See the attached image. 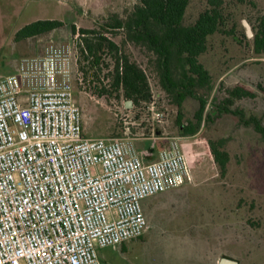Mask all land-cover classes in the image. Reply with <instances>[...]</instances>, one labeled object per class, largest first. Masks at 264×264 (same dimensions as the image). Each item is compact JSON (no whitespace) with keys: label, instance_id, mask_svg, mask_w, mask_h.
Masks as SVG:
<instances>
[{"label":"rangeland","instance_id":"obj_1","mask_svg":"<svg viewBox=\"0 0 264 264\" xmlns=\"http://www.w3.org/2000/svg\"><path fill=\"white\" fill-rule=\"evenodd\" d=\"M140 0H0V79L16 73L26 58L41 57L49 46L69 55L75 101L82 111L86 137L119 138L137 151L145 138L160 137L169 149L181 138L191 170L192 184L145 199L150 229L140 239L100 250L103 264H218L224 256L240 264H264V140L252 126L232 113L203 122L193 136L182 125L196 123L200 103L188 97L182 105L162 87L158 55L132 42L126 29L105 27L114 18L125 20ZM211 8L209 0H191L185 25L194 24ZM224 25L208 38L200 62L212 77L211 92L200 91L212 107L222 103L229 90L245 88L255 94L237 100L232 110H243L264 123V54L254 52V33L264 20V0H222ZM38 20H58L65 26L44 36L15 42V34ZM77 29L73 34L72 26ZM96 30L115 42L145 72L151 90L149 102L134 103L113 89L115 52L105 48L102 63L92 67L81 48V30ZM106 93H101L102 89ZM127 101L132 102L130 108ZM206 114V113H205ZM210 143L229 154L223 174ZM164 199V200H163ZM161 208L151 210V202Z\"/></svg>","mask_w":264,"mask_h":264},{"label":"built area","instance_id":"obj_2","mask_svg":"<svg viewBox=\"0 0 264 264\" xmlns=\"http://www.w3.org/2000/svg\"><path fill=\"white\" fill-rule=\"evenodd\" d=\"M68 59L51 45L0 79V264H103L148 230L143 200L191 180L181 138L146 162L132 142L86 137Z\"/></svg>","mask_w":264,"mask_h":264},{"label":"trees","instance_id":"obj_3","mask_svg":"<svg viewBox=\"0 0 264 264\" xmlns=\"http://www.w3.org/2000/svg\"><path fill=\"white\" fill-rule=\"evenodd\" d=\"M191 0H140L139 4L125 20L115 17L105 27L120 30L126 29L132 42L148 47L158 55V71L163 89L173 96L176 103L188 98H196L200 108L196 114V123L181 126L185 136L198 133L203 122L214 121L221 115L232 113L240 122L252 126L264 140V123L261 119L246 117L243 110H232L237 100L252 98L255 94L245 88L235 87L228 91L227 98L220 104L214 99L212 107H208V99L200 91L211 92L212 77L200 62V56L207 51L208 38L222 30L224 14L222 0H209L211 8L200 14L192 25H185L186 11ZM65 26L58 20H38L20 29L14 37L15 42L36 38L52 33ZM73 34L77 29L72 26ZM81 54L92 67L102 63L101 52L109 48L115 52L113 89L122 91L127 100L134 103L149 102L151 90L148 78L143 69L131 58L123 54L119 46L96 30H81ZM254 52L264 54V20L257 27L253 36ZM264 93V85L258 86ZM107 90L102 89L101 93ZM206 113V114H205ZM212 154L223 174L230 162L229 154L220 149L216 143H210Z\"/></svg>","mask_w":264,"mask_h":264},{"label":"crops","instance_id":"obj_4","mask_svg":"<svg viewBox=\"0 0 264 264\" xmlns=\"http://www.w3.org/2000/svg\"><path fill=\"white\" fill-rule=\"evenodd\" d=\"M157 138H159V139L157 141L156 146H153L152 137L151 138H145V146H144V148H141V150H139V152L142 151V150H145V151L151 153L150 157H145V161L146 162L155 161V160H157L159 158V154H160V152H161V150L163 148L161 147V142H159V141H161V138L160 137H157ZM191 182H192V180L186 181L183 185H181L178 188H174V189H179V188H181V187H183V186H185L187 184H192ZM171 190H173V189H170L168 191H171ZM163 193H165V192H163ZM163 193H160V194H163ZM160 194H157V195H160ZM160 202L161 201H154V202H151L148 206L151 208V210H154V211L156 209L159 210L161 208V206H159ZM142 207H143V211H144V214H145V200H143V202H142ZM148 224H149V227H148V230H149L150 227H151L150 226V221H148ZM147 231L145 233H147ZM145 233H144V235H145Z\"/></svg>","mask_w":264,"mask_h":264},{"label":"water","instance_id":"obj_5","mask_svg":"<svg viewBox=\"0 0 264 264\" xmlns=\"http://www.w3.org/2000/svg\"><path fill=\"white\" fill-rule=\"evenodd\" d=\"M245 26L247 28V34L249 37H253V32L251 30L250 25L248 24L247 21L244 22ZM132 106V102L131 101H127L126 103V107L130 108ZM218 264H240L239 261L231 256H224L220 259V261L218 262Z\"/></svg>","mask_w":264,"mask_h":264}]
</instances>
